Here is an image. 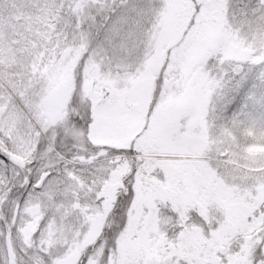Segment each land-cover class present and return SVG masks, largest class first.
<instances>
[{
	"label": "snow or ice",
	"instance_id": "snow-or-ice-1",
	"mask_svg": "<svg viewBox=\"0 0 264 264\" xmlns=\"http://www.w3.org/2000/svg\"><path fill=\"white\" fill-rule=\"evenodd\" d=\"M62 7L79 57L65 123L34 145L0 130V264H264V158L234 147L264 133V0ZM221 180L251 191L243 220L209 193Z\"/></svg>",
	"mask_w": 264,
	"mask_h": 264
},
{
	"label": "rangeland",
	"instance_id": "rangeland-1",
	"mask_svg": "<svg viewBox=\"0 0 264 264\" xmlns=\"http://www.w3.org/2000/svg\"><path fill=\"white\" fill-rule=\"evenodd\" d=\"M62 5L63 0H0V67L3 69L0 73L17 77L15 87L20 91L9 87L0 75V114L7 113L0 121V130L15 133L13 139L19 145L29 142L34 145L37 130L41 138L54 135V130L62 127L67 118L73 88L72 69L79 57L77 41L68 27L67 9ZM26 49L28 57L37 63L11 67L19 61L17 51ZM27 52L23 55L27 56ZM247 154L252 161L256 155L264 154V148L251 146ZM240 182L244 183L245 179L241 178ZM207 187L231 219L240 221L250 214L248 188L229 186L222 180L209 181ZM93 219L91 215L82 216L76 227L61 223L58 242L74 239L80 228Z\"/></svg>",
	"mask_w": 264,
	"mask_h": 264
},
{
	"label": "trees",
	"instance_id": "trees-1",
	"mask_svg": "<svg viewBox=\"0 0 264 264\" xmlns=\"http://www.w3.org/2000/svg\"><path fill=\"white\" fill-rule=\"evenodd\" d=\"M17 34V33H16ZM28 49L26 50H23V51H20L18 52L17 51V60H19L18 62H15L16 65H12L11 67H17V66H20V67H23L24 66H29V63L34 61V59L28 57V52H27ZM29 51V50H28ZM27 52V56H24L23 54ZM43 58H46V57H43ZM38 60V59H37ZM35 63L36 60L34 61ZM38 63H43V62H40L38 60ZM3 65V64H2ZM1 68V67H0ZM19 70V69H18ZM3 69L1 68L0 69V72H2ZM20 71V70H19ZM1 75V73H0ZM2 76V75H1ZM4 80L7 81V84L9 85V87L15 89V91L17 92H20L16 87H15V81H17V77L14 78V77H11L9 75H7L6 73H3V76ZM22 77V75H21ZM15 79V80H14ZM14 81V82H13ZM58 129V128H57ZM48 131V130H47ZM49 133V131H48ZM240 139L238 141L235 140L234 138V147H235V154H236V157L237 159L240 161L241 165L243 166H249L251 164H254L256 162V160L258 158H264V154H258L256 155V157H254V159H252V161L250 160V156L247 154V150L251 147V146H261L264 148V133H260L258 135H254L252 131H247V132H244V133H240ZM239 156V157H238ZM243 178V177H242Z\"/></svg>",
	"mask_w": 264,
	"mask_h": 264
}]
</instances>
